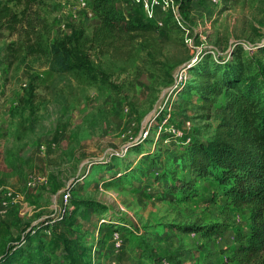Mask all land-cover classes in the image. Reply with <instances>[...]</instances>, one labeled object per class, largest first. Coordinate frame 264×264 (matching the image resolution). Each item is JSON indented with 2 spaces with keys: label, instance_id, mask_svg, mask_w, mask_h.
Instances as JSON below:
<instances>
[{
  "label": "rangeland",
  "instance_id": "1",
  "mask_svg": "<svg viewBox=\"0 0 264 264\" xmlns=\"http://www.w3.org/2000/svg\"><path fill=\"white\" fill-rule=\"evenodd\" d=\"M94 5L38 0L48 53L0 27V264H247L235 253L249 210L226 213L228 198L180 155L215 138L234 95L208 100L201 73L256 74L264 91V0H170L162 25L116 0L155 23L123 36ZM67 193L75 208L61 222ZM219 219L218 238L178 228Z\"/></svg>",
  "mask_w": 264,
  "mask_h": 264
},
{
  "label": "trees",
  "instance_id": "2",
  "mask_svg": "<svg viewBox=\"0 0 264 264\" xmlns=\"http://www.w3.org/2000/svg\"><path fill=\"white\" fill-rule=\"evenodd\" d=\"M13 1H23L24 9L21 12L15 10L11 4ZM37 2L38 0H0V27L24 36L22 44H26L33 55L49 52L39 28L44 19L41 18ZM94 9L99 14L104 30L116 36L137 31L147 32L155 28L154 21H146L148 19H142L138 13L118 9L116 0H95ZM236 70L237 68L232 72H237ZM201 74H211L202 77V92L208 100L219 95L223 89L233 90L234 95L223 107L215 138L210 143L191 142L180 158L185 168H190L199 178L209 179L216 191L228 198L224 207L226 213L233 206L249 210L253 223L251 233H240V246L235 256L240 257L241 261L245 259L247 264H264L263 81L256 74L244 78L240 71L233 74L218 70L215 73L205 71ZM209 78H214V81L211 82ZM181 186L180 183L174 185L172 190L191 192L195 182L184 181ZM63 219L61 222L67 220L65 217ZM103 222L110 223L108 219ZM115 228V232L120 231L117 226ZM178 228L182 232L200 231L205 238H218L228 230L229 223L225 219H219L216 223L183 224L178 225ZM28 238L29 236L25 237V242Z\"/></svg>",
  "mask_w": 264,
  "mask_h": 264
},
{
  "label": "built area",
  "instance_id": "3",
  "mask_svg": "<svg viewBox=\"0 0 264 264\" xmlns=\"http://www.w3.org/2000/svg\"><path fill=\"white\" fill-rule=\"evenodd\" d=\"M138 1L142 2L143 10L146 16L155 19V21H157L159 25L163 24V20L162 17L160 16V12L168 11L170 9V0H138ZM7 194L8 196L11 197L10 192H8ZM69 196H70L69 193H67L64 196V211L58 217L60 220H62L65 217L66 212L72 211L74 208V206L71 204ZM70 213L71 212H69V214ZM103 221H105V219ZM115 245L118 248H121L122 246V242L121 239L119 238L118 232L115 233Z\"/></svg>",
  "mask_w": 264,
  "mask_h": 264
},
{
  "label": "crops",
  "instance_id": "4",
  "mask_svg": "<svg viewBox=\"0 0 264 264\" xmlns=\"http://www.w3.org/2000/svg\"><path fill=\"white\" fill-rule=\"evenodd\" d=\"M131 6H135L137 8H139L140 11H144L143 10V5H142V2H139L138 0H126ZM145 14V13H144ZM160 16H161V13H160ZM145 17H146V14H145Z\"/></svg>",
  "mask_w": 264,
  "mask_h": 264
}]
</instances>
